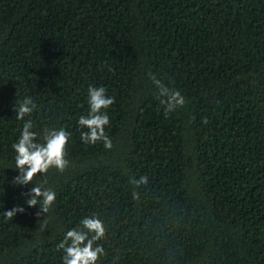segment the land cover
<instances>
[{
    "label": "trees",
    "instance_id": "obj_1",
    "mask_svg": "<svg viewBox=\"0 0 264 264\" xmlns=\"http://www.w3.org/2000/svg\"><path fill=\"white\" fill-rule=\"evenodd\" d=\"M0 264H264V0H0Z\"/></svg>",
    "mask_w": 264,
    "mask_h": 264
}]
</instances>
